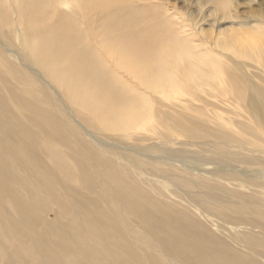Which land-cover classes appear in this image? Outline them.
<instances>
[{"label":"bare ground","instance_id":"obj_1","mask_svg":"<svg viewBox=\"0 0 264 264\" xmlns=\"http://www.w3.org/2000/svg\"><path fill=\"white\" fill-rule=\"evenodd\" d=\"M170 9L0 0V264H264V79L241 67L264 72V13L218 31L230 68ZM188 83L226 116L151 101L197 100Z\"/></svg>","mask_w":264,"mask_h":264},{"label":"rangeland","instance_id":"obj_2","mask_svg":"<svg viewBox=\"0 0 264 264\" xmlns=\"http://www.w3.org/2000/svg\"><path fill=\"white\" fill-rule=\"evenodd\" d=\"M161 1L162 0H156V2H161ZM166 2L169 4V6L171 8L167 13L169 15H172L174 12H176V13H179L178 15L182 16L181 19L185 20L186 24L189 25V27H187L188 33H191V34L194 33L193 35H195L198 38V40H199L198 42L199 43H197V44H199L198 46H200V48L202 46L201 51H204V50L207 51L209 49L208 51L210 52V49H211V50H213V53H215L216 55L221 54L222 56L220 55L221 56L220 57V61L224 65L227 64L230 68H234V66L236 64H241L243 62L241 67H242L243 70L245 69V71H243L242 77L244 76L243 78H245V81L246 82L249 81L251 85H253L255 83H258V81L260 82L262 79H264V75H263L264 72L260 68H258V65L256 63H254V62H245V61H242L240 63V61L233 59V56L231 55V53H229V52L228 53L227 52L226 53H220V49L214 44L215 43L214 39L217 38V35L219 33L218 31H221L222 29L225 30L226 28L227 29L228 28L236 29V27H237L236 24L238 22H244L245 18H247L250 15V13H252V11L248 10L250 7L251 8H255L256 11H258V12L260 11L261 13H264V0H255V1L254 0H237L236 3L233 5L232 12L235 13L234 11H236V14L239 16V18H237L234 21L233 20H225V21H222L221 23H219V22L217 23L214 20L216 12L214 11V6L211 3L212 2L211 0H169V2L166 0ZM162 18L166 19L167 17L165 15H163ZM50 20H49L50 22H55L56 21V17L53 16ZM176 21H177V19H175V22ZM233 24H235V25L233 26ZM200 48H199V51H200ZM262 52H264V51H262ZM245 63H246V66H244ZM247 70L250 71V72L248 73ZM178 73L179 72L177 71V74ZM182 75H183V72L181 71L179 73V76L181 77V79L183 78ZM255 78L257 79V81H256ZM249 79H251L252 81L249 80ZM217 85L219 86V83H217ZM187 86H188V88H190L189 90L191 92H195L196 93V97L198 98L197 100H196V98L193 99L192 97L188 98L187 96H183L180 99L183 100L181 102H183V104H185V105H182L181 107L177 106V105L174 106V104H172L168 100H160L155 95H152L153 97L150 96L151 101L155 102L154 106L156 108L158 107V109L161 110V112L162 111L164 113L166 112L167 115H169L172 112V114H170L171 118L176 116L177 113L185 114L184 113L185 109L190 111L189 110L190 109L189 105H191L192 108H194V107L196 108L198 106L197 108L202 109V108L205 107L206 111L208 110L207 113H209L208 114L209 117H212L211 115H213V113L215 115H224V117L226 116L227 112L229 111L228 110V108H229L228 104H225L223 102L224 100H222V99L213 98L212 94L210 93V91L209 90H207L208 92L206 91L207 85L206 86L205 85L202 86V84H201L199 86V84H198L196 89H194L192 87L191 83H188L186 85V87ZM203 87H204L205 90L203 89ZM202 90L204 91V93H203ZM57 94L60 95V100H61V93L57 92ZM207 94H209V95H207ZM207 96H208V98H207ZM212 103L213 104L215 103V104L212 106ZM187 104H188V106H187ZM216 104H217V107H216ZM219 105L220 106L222 105V106L220 107ZM210 106H212V107H210ZM218 106H219V108H218ZM167 107H168V109H167ZM225 107H227V109ZM231 107H232V105H231ZM181 108H182V110H181ZM173 109L175 111H173ZM179 109L181 110V112H178ZM68 112H69L68 114L73 119H75L78 123H81V120L78 117L74 116L72 111H70L68 109ZM225 112H226V114H224ZM194 115H196V114H194ZM229 117H230V115H229ZM244 121H247V119L244 118ZM81 124H83V123H81ZM141 132H143V131H141ZM97 134L100 137V139H102V140H104L103 138L105 136H107L103 130L101 132H98ZM156 139L154 138V139H152L149 142L146 141V142H144V144L159 143L157 141L158 139L157 140ZM112 141H113V139L107 140L106 142H112ZM117 143H119L121 146L123 145L125 147H131V146L136 144V143L135 144L125 143V142L123 143V142H120V141L117 142ZM139 144H143V143L140 142Z\"/></svg>","mask_w":264,"mask_h":264}]
</instances>
